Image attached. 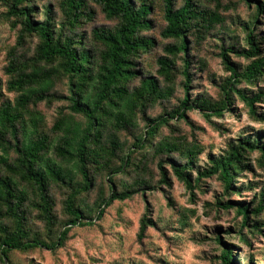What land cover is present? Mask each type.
<instances>
[{"label": "trees", "instance_id": "obj_1", "mask_svg": "<svg viewBox=\"0 0 264 264\" xmlns=\"http://www.w3.org/2000/svg\"><path fill=\"white\" fill-rule=\"evenodd\" d=\"M101 8L105 18L115 21L111 29H94V49L85 43L84 35L78 32L84 21H90L86 11V0H57L60 19L56 21L54 6L43 5L42 22L33 21L32 17L39 13L33 0H6L7 15L22 26L24 35H35L39 43L35 50L34 61L31 59V71L28 65L18 66L10 60L6 71L12 79L7 89L16 92L13 104L5 103L0 107V260L3 264H11V252H28L35 249L56 251L64 246L72 229L93 225L100 221L106 208L115 201H124L133 194L143 191L145 183L135 180L133 184L139 190L124 189L117 192L108 186L110 194L107 198L100 195L94 208H87L77 200L82 194H88L93 187L92 174H106L108 183L113 185L115 176L125 175L133 169L135 174L144 172L148 162V154L157 159L156 166L160 172V183L167 184L164 166L170 167L174 177L192 192L203 178L218 175L223 191L229 195L234 191V180L246 170V156L252 152L261 153L260 163L264 161V144L262 137L239 138L230 144L225 153L215 158L209 155V168L198 173L192 182L190 171L201 150L196 145L188 146L177 139L173 133L171 122L186 121L187 113L198 111L210 119L212 116L222 117L229 110L234 98L242 101L249 116L256 121H264V115H257L255 104L264 100V90L255 95H248L245 90L237 89L243 82L255 84L264 75V54L260 46L264 36L257 33L259 18L264 14V0H241L247 7L254 6L251 21L244 25L245 42L248 49H236L234 43L219 47L218 56L229 77L219 86L221 99L217 102L194 98L190 100V61L187 57L189 35L202 37L224 23L219 12L220 0H208L214 9L199 6V0H159L162 4V19L165 26L160 34L165 39L176 41L164 49L166 56L158 57L157 73L167 82L161 87L155 77H143L137 87L129 84L140 77L135 71L138 58L154 46V41L142 35L150 29L152 0H90ZM58 26V28H57ZM57 28V29H56ZM182 53L183 68L181 75L185 80L183 98L179 105L165 111L153 119L145 118L146 110L156 102L168 100L173 95L174 60ZM230 55L250 60V64L240 72L230 59ZM170 56V57H169ZM41 62L53 64L58 62L60 70L68 77L69 96L67 108L83 122H76L72 115H60L50 129L51 135L44 130V119L34 111L30 104L52 97L46 92L50 89L47 83L40 82L34 89L31 84L41 74ZM91 89V95L84 94ZM47 96V97H46ZM54 98V97H53ZM139 115L145 121L143 134L135 137L129 149L120 144L118 134L123 130L137 127ZM43 126V127H42ZM169 128V134L162 135V128ZM60 135V136H59ZM58 137V138H57ZM13 152L14 158H10ZM51 154L53 157H51ZM72 163L75 171L61 165ZM117 165L115 166V163ZM154 162V161H153ZM79 177L76 181L74 177ZM60 183L68 191L63 202L66 220L53 235L50 241L29 235L27 201L28 192L37 201L31 207L37 210L36 217L44 223L45 229L53 230L56 217L52 214V201L49 196L50 183ZM25 183L26 187H21ZM241 189V187H238ZM239 192V191H235ZM240 193V192H239ZM253 210L254 214L264 211V193ZM221 210L236 209L242 217V226H247L248 204L216 203ZM96 206V207H95ZM95 212V219L86 215ZM7 219V223L3 220ZM151 221H141L140 234ZM55 231V230H54ZM218 244H223L216 238ZM230 246L224 244L221 249V264H234ZM251 259V258H250ZM252 262V260L250 261Z\"/></svg>", "mask_w": 264, "mask_h": 264}, {"label": "rangeland", "instance_id": "obj_2", "mask_svg": "<svg viewBox=\"0 0 264 264\" xmlns=\"http://www.w3.org/2000/svg\"><path fill=\"white\" fill-rule=\"evenodd\" d=\"M5 1L0 0V107L7 102L13 104L18 95L7 89V83L12 79L6 71L10 60L18 66L28 65L26 71L29 73L31 71L29 61L32 59L36 63L35 50L39 43L35 35L22 34V26L7 15ZM152 1L153 11L149 17L151 27L143 31L142 35L152 39L154 46L138 58L139 67L135 71L141 75L129 84L130 88L137 87L143 77L149 76L155 77L162 88L168 85L157 73L156 60L158 57L166 56L165 47L176 41L161 36L160 32L165 26L162 19V4L159 0ZM199 1V6L214 9V4L208 0ZM56 3L57 0H33L32 5L39 13L32 17L33 21H43V18H40L43 5L50 4L55 7ZM175 3L178 7L181 0H176ZM85 4L91 20L84 21L78 32L84 35L85 43L88 42L89 48L94 49L95 40L92 31L112 29L116 22L105 18L101 8L90 0H86ZM53 12L58 21L60 15L57 7ZM219 12L224 17L221 26H216L205 36L189 35L187 38V57L190 61L192 80L191 101L196 97L212 102L221 99L219 86L229 77V72L224 69L218 56L222 44L227 46L228 43H234L233 47L236 49H248L244 25L248 24L255 14L254 6L247 7L241 0H220ZM258 27L257 33L264 36V14L259 18ZM260 51L264 54V41L261 42ZM183 57L182 53L170 57L174 60L175 67L172 97L156 102L146 110L145 118H156L179 105L183 98L182 83L185 81L181 75ZM230 59L240 72L250 64V60L234 55H230ZM38 65L41 74L31 85L36 89L40 82L47 83L50 89L46 94L52 97V101L46 96L47 98L35 105L30 104L29 108L42 115L44 130L49 134L60 115L74 116L67 108L69 83L68 77L58 67V62L53 64L41 62ZM237 89L245 90L249 96L255 95L260 90H264V75L255 84L242 81ZM84 94L91 95V89H86ZM254 107L257 115H264V100ZM74 117L76 122L79 120V123L83 122L80 117ZM171 124L177 139H181L182 143L188 146L196 145L201 150L190 171L192 182L197 178L199 171L203 172L209 168V155L215 158L222 156L228 146L237 139L260 135L264 144V121L252 119L244 103L237 98H234L229 110L224 112L222 117L212 116L207 119L201 112L190 111L187 113L186 121L171 122ZM144 127L145 121L139 115L135 129L123 130L117 135L120 144L129 149L135 137L143 134ZM161 131L162 135L169 134V128H162ZM49 135L54 139L53 135ZM260 154L252 152L245 157L244 164H247V168L235 178L234 191L229 195L224 193L218 175L203 178L194 190L189 192L184 184L174 177L167 165L164 166V170L168 182L161 184L160 172L156 166L157 159L153 158L152 154H148V162L141 175L135 174L133 169L128 170L125 175L115 176L113 185L108 183L105 173L92 174L91 191L82 194L77 200V203L81 205L83 203L87 208H94L95 201H98L101 194L105 198L109 196L108 186L114 187L117 192L124 189L137 191L139 187L135 186L133 181L142 180L145 188L129 199L113 202L105 209L103 219L98 222L94 220L92 226L72 229L64 246L56 251L45 249L28 252L13 251L9 254L10 262L11 264H221L220 253L225 244L231 248L234 264H264V211L261 210L257 214L253 211L259 203L260 193L262 191L264 193V161L260 163ZM14 157L13 152H10L11 161ZM57 160L61 165L75 171L72 163L67 165ZM114 163L116 166L117 163ZM74 179L80 181L78 176ZM21 187H26V184L23 183ZM26 189L30 188L26 187ZM67 194L68 191L60 183H50L52 214L56 217L51 233L36 217L38 212L31 205L37 201V198L28 192L27 205L28 211L30 210L28 227L31 237L37 236L50 241L55 232L61 230V225L67 218L63 212V202ZM218 201L248 204L247 226H242V217L236 213L235 208L221 210L216 205ZM86 215L95 219V212L91 215L86 212ZM143 219L151 221L154 226H148L139 236ZM3 223L10 226L7 219H4ZM216 238H219L223 244H218ZM0 264H3L1 260Z\"/></svg>", "mask_w": 264, "mask_h": 264}]
</instances>
